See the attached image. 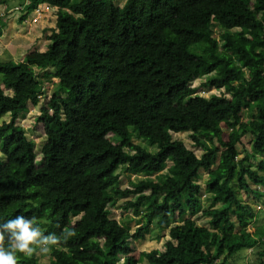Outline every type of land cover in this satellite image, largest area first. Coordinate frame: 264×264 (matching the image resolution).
I'll return each instance as SVG.
<instances>
[{
	"label": "trees",
	"instance_id": "16d2710c",
	"mask_svg": "<svg viewBox=\"0 0 264 264\" xmlns=\"http://www.w3.org/2000/svg\"><path fill=\"white\" fill-rule=\"evenodd\" d=\"M20 2L26 13L49 6L56 20L45 51L0 61V118L10 117L0 123V223L25 215L46 234L75 232L48 262L20 254V264H264L254 207L264 202V0ZM44 77L57 82L38 116L39 165L18 122L45 94ZM195 78L220 93L199 95ZM183 132L200 155L173 139ZM246 135L250 152L239 158ZM201 171L208 226L193 219ZM124 173L145 178L122 190ZM126 195L137 198L125 209L142 217L134 233L110 218L108 205ZM151 226L170 239L163 251H138L130 240Z\"/></svg>",
	"mask_w": 264,
	"mask_h": 264
},
{
	"label": "rangeland",
	"instance_id": "374dc122",
	"mask_svg": "<svg viewBox=\"0 0 264 264\" xmlns=\"http://www.w3.org/2000/svg\"><path fill=\"white\" fill-rule=\"evenodd\" d=\"M3 0H0V15L4 18L6 25L3 29V35L0 38V61L15 59L16 62L23 61L25 56L33 51H45L47 46L46 36L49 34V30L55 27V10L49 6H39L33 13H26L20 7L22 2L20 0H10L7 3H2ZM126 0H114L115 4L118 7H123ZM14 2V3H12ZM216 37L217 36V30ZM39 72V71H37ZM50 72H54V70H50ZM40 75H43V71H40ZM44 76V75H43ZM52 82H46L44 77L45 84V94L42 99H39V103L37 105L28 104V111L23 114L19 118L18 124L22 126L26 132V135L29 140H32L35 144L34 151L36 153V162L37 164H41L42 156L41 149L46 142V134L43 127V124L38 121V116L41 113V108L45 106L46 103L51 98L52 91L54 90L55 82H57V78L51 77ZM204 81L203 78H195L191 86L197 88V93L206 98L210 97L213 94H219L220 91L217 90H204L199 87L200 82ZM5 93L12 94L11 89H6ZM243 120H248L245 112L242 113ZM9 116L6 115L0 118V123L3 121H9ZM114 134L108 135L109 139L113 137ZM174 140H181L185 143L187 148L194 150L197 155H200L198 148L193 146L192 140L190 138L189 132L183 133H172ZM250 141L251 135H246L243 138L242 144L238 146L239 150V158L242 157L245 152H250ZM135 142L137 144H141L146 147L150 152L155 153L157 151V146H150L149 143L139 140L135 138ZM164 170L163 172H165ZM145 176L143 175H131V174H121L120 175V183L119 188L124 189H134L131 182L136 183ZM155 178V176H153ZM207 180V174L201 171L200 177L197 179L202 185V193H201V209L200 211L193 217L194 220L199 225L208 226V219L203 217L202 212L211 203L208 201L209 193L205 188V182ZM238 195L240 199L243 201H248L245 197L244 193H239ZM137 196L135 195H126V196H118L115 198L113 202L108 205L110 211V218L116 220L121 223L125 227L129 229L131 233H134L138 227L142 225V217L140 214L136 215L131 209L126 210L125 205L128 201H135ZM253 201H250L252 204ZM258 214V223L260 225H264V202L254 204ZM142 207L141 210H143ZM174 221L176 223L180 222V218L176 215ZM250 233L255 231L254 224H251L248 228ZM236 232H239V227L236 226ZM170 239L169 230H159L157 226H151L149 231L145 233V238L139 241L130 240L132 246H134L138 251L141 252H150L153 250H164L165 243ZM41 262L45 263L49 260V254L39 255Z\"/></svg>",
	"mask_w": 264,
	"mask_h": 264
},
{
	"label": "clouds",
	"instance_id": "9594fccd",
	"mask_svg": "<svg viewBox=\"0 0 264 264\" xmlns=\"http://www.w3.org/2000/svg\"><path fill=\"white\" fill-rule=\"evenodd\" d=\"M74 235L75 232L68 228L59 235L46 234L35 217L17 215L0 223V264H20V254L25 258L49 254Z\"/></svg>",
	"mask_w": 264,
	"mask_h": 264
},
{
	"label": "built area",
	"instance_id": "2783aa9c",
	"mask_svg": "<svg viewBox=\"0 0 264 264\" xmlns=\"http://www.w3.org/2000/svg\"><path fill=\"white\" fill-rule=\"evenodd\" d=\"M40 99H42V96H39Z\"/></svg>",
	"mask_w": 264,
	"mask_h": 264
},
{
	"label": "crops",
	"instance_id": "0c3cea01",
	"mask_svg": "<svg viewBox=\"0 0 264 264\" xmlns=\"http://www.w3.org/2000/svg\"><path fill=\"white\" fill-rule=\"evenodd\" d=\"M126 2V1H125ZM15 61V59H13Z\"/></svg>",
	"mask_w": 264,
	"mask_h": 264
}]
</instances>
